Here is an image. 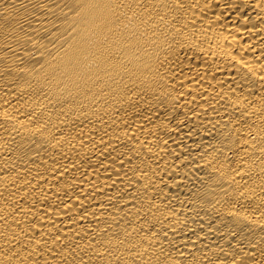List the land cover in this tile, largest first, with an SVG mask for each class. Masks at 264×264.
<instances>
[{"label": "bare ground", "instance_id": "6f19581e", "mask_svg": "<svg viewBox=\"0 0 264 264\" xmlns=\"http://www.w3.org/2000/svg\"><path fill=\"white\" fill-rule=\"evenodd\" d=\"M0 264H264V0H0Z\"/></svg>", "mask_w": 264, "mask_h": 264}]
</instances>
